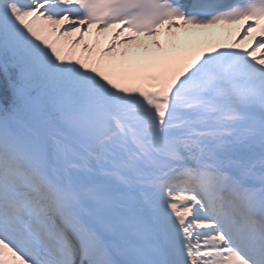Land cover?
I'll use <instances>...</instances> for the list:
<instances>
[{
	"label": "snow or ice",
	"instance_id": "snow-or-ice-1",
	"mask_svg": "<svg viewBox=\"0 0 264 264\" xmlns=\"http://www.w3.org/2000/svg\"><path fill=\"white\" fill-rule=\"evenodd\" d=\"M0 264H264V0H0Z\"/></svg>",
	"mask_w": 264,
	"mask_h": 264
},
{
	"label": "rangeland",
	"instance_id": "rangeland-1",
	"mask_svg": "<svg viewBox=\"0 0 264 264\" xmlns=\"http://www.w3.org/2000/svg\"><path fill=\"white\" fill-rule=\"evenodd\" d=\"M223 28V27H222ZM228 27H225L224 29H226ZM212 29H217V30H221V26H218L216 28H212ZM212 29H206L204 31V33L206 32V34H208V43L210 44H227V43H231L232 41H230L228 39V35L225 34V36L223 37H218L217 36V33H213V30Z\"/></svg>",
	"mask_w": 264,
	"mask_h": 264
},
{
	"label": "bare ground",
	"instance_id": "bare-ground-1",
	"mask_svg": "<svg viewBox=\"0 0 264 264\" xmlns=\"http://www.w3.org/2000/svg\"><path fill=\"white\" fill-rule=\"evenodd\" d=\"M235 26H233L232 28L234 29ZM235 31V30H234Z\"/></svg>",
	"mask_w": 264,
	"mask_h": 264
}]
</instances>
